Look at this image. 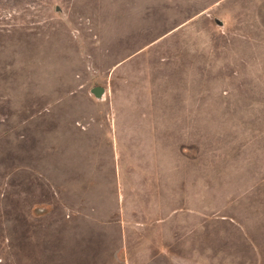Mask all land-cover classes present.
Here are the masks:
<instances>
[{
    "label": "rangeland",
    "instance_id": "obj_1",
    "mask_svg": "<svg viewBox=\"0 0 264 264\" xmlns=\"http://www.w3.org/2000/svg\"><path fill=\"white\" fill-rule=\"evenodd\" d=\"M0 264H264V0H0Z\"/></svg>",
    "mask_w": 264,
    "mask_h": 264
}]
</instances>
